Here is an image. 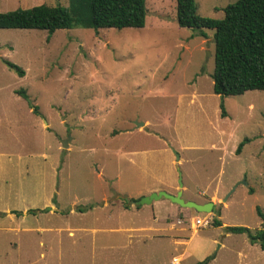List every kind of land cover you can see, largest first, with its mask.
Masks as SVG:
<instances>
[{
  "label": "rangeland",
  "instance_id": "1",
  "mask_svg": "<svg viewBox=\"0 0 264 264\" xmlns=\"http://www.w3.org/2000/svg\"><path fill=\"white\" fill-rule=\"evenodd\" d=\"M235 1L196 4L220 19ZM42 3L68 0H0V12ZM203 32L178 26L176 0H146L142 28L0 29V264H264L258 244L224 230L261 227L264 90L215 94ZM179 180L212 212L120 197Z\"/></svg>",
  "mask_w": 264,
  "mask_h": 264
},
{
  "label": "trees",
  "instance_id": "2",
  "mask_svg": "<svg viewBox=\"0 0 264 264\" xmlns=\"http://www.w3.org/2000/svg\"><path fill=\"white\" fill-rule=\"evenodd\" d=\"M220 19L198 13L196 0H176L178 26L190 28L205 36L203 30H214L213 92L217 95H239L248 90H264V0H236L227 4ZM146 19V0H68L67 6L45 3L28 8L0 12V29L142 28ZM7 66L23 76V70L11 62ZM28 99L24 90H17ZM33 112L37 108L31 103ZM223 107V105H222ZM225 114L224 108L221 111ZM248 138L236 148L239 154ZM125 208H128L126 205ZM16 213V211H12ZM261 227L252 231L245 226H225L228 233L246 234L251 243L264 251V212L256 207ZM214 226H221L219 220ZM207 257L195 264H207Z\"/></svg>",
  "mask_w": 264,
  "mask_h": 264
},
{
  "label": "water",
  "instance_id": "3",
  "mask_svg": "<svg viewBox=\"0 0 264 264\" xmlns=\"http://www.w3.org/2000/svg\"><path fill=\"white\" fill-rule=\"evenodd\" d=\"M137 126L139 125H143V123H136ZM182 187L183 184L181 183V180H179V189L175 194H171L166 192L165 190H159L157 192H152L148 195L142 196L136 200L133 199H129L126 195H122L120 196L121 198L126 200L127 204H131L134 205L135 207H141L143 205H149L151 204L154 200H158L162 197H165L167 199H169L172 203L184 207V208H188V209H193L196 212L199 213H211L212 209H213V202L209 201L206 203H197L195 201H191V200H184L182 197ZM5 213H0V215H5Z\"/></svg>",
  "mask_w": 264,
  "mask_h": 264
},
{
  "label": "crops",
  "instance_id": "4",
  "mask_svg": "<svg viewBox=\"0 0 264 264\" xmlns=\"http://www.w3.org/2000/svg\"><path fill=\"white\" fill-rule=\"evenodd\" d=\"M159 190H164V189H159ZM159 190H156V189H152V190H150V192H152V191H155V192H157V191H159ZM178 190H176L175 192H169V193H171V194H175L176 192H177ZM182 193H183V190H182ZM184 199V198H183ZM184 200H186V201H188V200H191V201H195L194 199H191V198H187V199H184ZM195 202H197V203H203V202H199V201H195ZM174 206V209H175V204L173 205ZM166 216H164L163 218H165ZM197 218H200V217H197ZM196 218V219H197ZM153 220L154 221H161L162 219L161 218H158L157 216H154L153 217ZM164 222H166V221H164ZM166 223H168V224H170L171 225V222H169V221H167ZM225 227V226H224ZM170 229H172V227H169V230L168 231H170ZM160 230H163V229H161L160 228ZM223 245V243L221 244V245H219V247H221Z\"/></svg>",
  "mask_w": 264,
  "mask_h": 264
},
{
  "label": "built area",
  "instance_id": "5",
  "mask_svg": "<svg viewBox=\"0 0 264 264\" xmlns=\"http://www.w3.org/2000/svg\"><path fill=\"white\" fill-rule=\"evenodd\" d=\"M209 223H208V220L206 219V218H204V219H202V218H197V219H195V221H194V225L195 226H206V225H208Z\"/></svg>",
  "mask_w": 264,
  "mask_h": 264
},
{
  "label": "bare ground",
  "instance_id": "6",
  "mask_svg": "<svg viewBox=\"0 0 264 264\" xmlns=\"http://www.w3.org/2000/svg\"><path fill=\"white\" fill-rule=\"evenodd\" d=\"M174 264H175V261H174Z\"/></svg>",
  "mask_w": 264,
  "mask_h": 264
}]
</instances>
